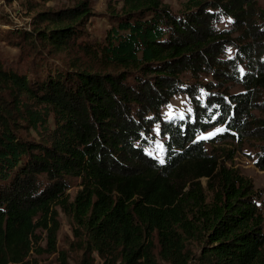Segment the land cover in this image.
I'll return each mask as SVG.
<instances>
[{
    "label": "trees",
    "instance_id": "obj_1",
    "mask_svg": "<svg viewBox=\"0 0 264 264\" xmlns=\"http://www.w3.org/2000/svg\"><path fill=\"white\" fill-rule=\"evenodd\" d=\"M112 1L99 36L92 0L38 10L28 25L0 16V38L27 63L0 61V264L43 253L69 264L59 211L75 226L77 264H264L260 193L222 148L257 141L264 170V9ZM177 94L192 113L163 119ZM155 126L162 161L146 152ZM214 127L208 150L197 136Z\"/></svg>",
    "mask_w": 264,
    "mask_h": 264
},
{
    "label": "rangeland",
    "instance_id": "obj_2",
    "mask_svg": "<svg viewBox=\"0 0 264 264\" xmlns=\"http://www.w3.org/2000/svg\"><path fill=\"white\" fill-rule=\"evenodd\" d=\"M258 5L264 9V0H257ZM93 10L97 17L93 19L91 29L92 33L99 36L104 28L107 27L103 17V13L112 3V0H92ZM172 10H178L185 0H163ZM73 0H0V16H7L18 25H28L31 17L38 10L43 9H58L61 7L70 6ZM113 6V5H111ZM100 16V17H98ZM229 26V21L227 19H222L218 24L219 28H227ZM0 28L1 22H0ZM3 28H5L3 26ZM0 61L9 67H22L24 69L25 64L21 63L20 58L17 56V49L9 47L7 43L2 41L0 38ZM30 76L28 75V78ZM209 79L205 77V80ZM241 88L239 86L230 87V92H237ZM264 99V98H263ZM192 113L191 103L187 95L177 94L174 95L170 101L161 108V115L163 119H174V118H184ZM256 115H264V111L255 112ZM223 130L222 127H214L208 131L201 133L197 136L198 139L205 141V146L209 150L211 140ZM155 139L152 140L150 147L146 149V152L153 157L163 160V139L159 137L158 126L154 128ZM203 137V138H202ZM234 144V145H233ZM233 144L223 145L222 148L232 147L235 149L233 158L230 166L236 168L242 175L249 178L255 188L259 191L261 196V207L264 215V170L258 168L255 164L256 154L259 152V144L257 141L251 139L244 141L241 146ZM71 195L74 194L76 187L72 186L70 188ZM59 229L56 235V245L59 252H63L64 256L67 257V262L69 264H77L80 257V252L76 249V239L74 236L75 226L72 220L65 216L59 211L58 217ZM42 237L41 246H45V233H40ZM195 249V245H192ZM60 255L55 254H32L29 258L30 264H59ZM164 264V263H163Z\"/></svg>",
    "mask_w": 264,
    "mask_h": 264
},
{
    "label": "snow or ice",
    "instance_id": "obj_3",
    "mask_svg": "<svg viewBox=\"0 0 264 264\" xmlns=\"http://www.w3.org/2000/svg\"><path fill=\"white\" fill-rule=\"evenodd\" d=\"M218 131H222V130H218ZM203 138V137H202Z\"/></svg>",
    "mask_w": 264,
    "mask_h": 264
}]
</instances>
